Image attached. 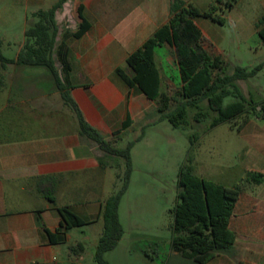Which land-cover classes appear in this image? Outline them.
Segmentation results:
<instances>
[{"label":"crops","instance_id":"0c3cea01","mask_svg":"<svg viewBox=\"0 0 264 264\" xmlns=\"http://www.w3.org/2000/svg\"><path fill=\"white\" fill-rule=\"evenodd\" d=\"M183 1L201 10L216 2ZM246 1L239 0L235 8ZM170 4L171 0H68L57 12L58 42L82 22L80 6L91 25L81 38L67 39L72 64L69 93L85 120L117 148L127 145V136L135 127L147 126L157 114V103L129 89L115 70L121 67L131 74L128 56L168 23ZM250 4L261 8L260 19L264 0H250ZM207 23L196 20L211 53L206 45L210 38ZM160 48L165 50L158 56ZM174 52L169 45L155 52L161 91L165 86L162 92L169 94H174L172 84L181 87V79L175 85L160 68L158 58L172 65L176 60L171 62L168 55L175 59ZM8 66L0 72L1 86L3 81L9 83L1 87L0 106V264H80L85 250L75 254L70 248L86 242L88 236L81 241L78 228H73L65 242L51 244L44 228L57 232L58 208L63 206L90 222L89 227L103 225L102 207L120 182L124 162L105 155L81 136L76 113L64 103L49 69ZM174 67L180 73L177 63ZM56 68L61 71L58 64ZM164 76L172 83L168 87ZM235 133L241 146L238 174L225 175L222 181L204 179L232 188L249 172L264 175V119L252 117ZM229 228L236 235L234 248L215 255L207 264H264V182L244 186Z\"/></svg>","mask_w":264,"mask_h":264},{"label":"trees","instance_id":"16d2710c","mask_svg":"<svg viewBox=\"0 0 264 264\" xmlns=\"http://www.w3.org/2000/svg\"><path fill=\"white\" fill-rule=\"evenodd\" d=\"M67 1L58 0L51 8L32 14L33 22L25 31L24 46L15 59H8L3 55L0 39V64L2 67L23 65L49 69L64 103L76 113L81 136L94 143L105 155L123 160L124 172L119 175L121 186H115V191L102 207L104 228L94 257L99 264H109L105 260V254L113 251L123 237L119 205L133 173L131 150L143 137V133L126 147L117 148L85 120L71 97L69 78L72 64L67 39L81 38L89 31L91 25L83 16V7L80 6L79 17L82 22L74 32L66 31L62 41L58 42L59 27L56 15ZM238 1L216 0L209 9L201 10L192 3L171 0L168 23L158 28L152 37L128 56L126 63L131 74L121 67L115 70L116 74L129 89L137 90L148 99L156 101L161 118L167 119L175 127L187 125L190 109L196 110L194 121L202 123L203 119L209 116V112L202 108L203 102H207L208 111L214 114L210 128L228 124L231 128L240 130L252 117L264 119V97L258 101L246 97L238 85L240 81L253 79L258 73V68L249 70L236 67L233 73H228V64L222 57L212 55L205 48L204 35L196 24V20L201 18L225 24V17L221 12H224V8H234ZM258 35L264 44V14L258 22ZM163 45L175 49V60L180 70L181 87L174 94L161 91L162 80L155 52ZM56 64H59L60 72ZM228 97H233L236 101L225 106L224 101ZM130 125V122L127 123L123 129ZM192 162L193 159L189 156L177 175V203L171 210V249L186 260L207 264L215 255L230 252L234 248L236 235L230 230L229 222L236 203L244 186L263 183L264 175L249 172L245 179L231 188L197 175ZM49 200L51 203L55 202L53 197ZM58 211L61 221L57 232L51 233L44 228L51 244L65 242L71 229L90 223L74 214L69 207H59ZM84 250L83 243L70 248L75 254Z\"/></svg>","mask_w":264,"mask_h":264},{"label":"rangeland","instance_id":"374dc122","mask_svg":"<svg viewBox=\"0 0 264 264\" xmlns=\"http://www.w3.org/2000/svg\"><path fill=\"white\" fill-rule=\"evenodd\" d=\"M37 1L0 0V39L6 58L14 59L22 50L25 31L33 22L35 9L40 7L47 10L57 0ZM244 3L230 10L224 8V12H221L225 17L223 25L205 19L210 37L206 45L212 55L221 56L228 64V73H233L236 67L249 70L258 68L253 79L238 82L246 97L258 99L259 95L264 96V44L258 35V18L262 10L256 4H250V0ZM164 50L158 49L157 55H163ZM168 58L171 62L175 60L171 55ZM158 64L177 85L180 73L174 67L176 62L172 66L165 60L163 64L162 58H158ZM164 81L167 87L172 84L166 76ZM3 85L8 87L9 83L3 81ZM3 85L0 84V106L3 103ZM171 86L173 93L180 88V84ZM162 91H166L165 86ZM234 101L235 98L228 97L224 105ZM202 108L209 112L202 123L194 121L196 110L190 109L187 125L175 127L167 119H162L157 110L152 120L147 121V127L151 126L149 130L139 125L129 132L128 143L135 141L142 133L143 137L131 150L133 173L119 205L123 237L113 251L105 254L109 264H189L188 260L171 249V210L177 203V175L181 166L191 156L195 173L215 181L224 180L225 175L238 174L241 168L237 130L228 124L210 128L214 114L208 111L207 102L202 103ZM119 186L120 183L117 188ZM103 228L104 224H96L77 229L81 241L85 236L89 238L83 242L84 259L80 264H99L94 257Z\"/></svg>","mask_w":264,"mask_h":264}]
</instances>
